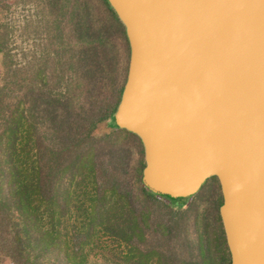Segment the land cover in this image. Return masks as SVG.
<instances>
[{
  "label": "trees",
  "instance_id": "trees-1",
  "mask_svg": "<svg viewBox=\"0 0 264 264\" xmlns=\"http://www.w3.org/2000/svg\"><path fill=\"white\" fill-rule=\"evenodd\" d=\"M21 1L28 47L0 20V262L86 264L108 241L114 264H231L190 195L141 180L142 143L114 120L129 45L108 1Z\"/></svg>",
  "mask_w": 264,
  "mask_h": 264
},
{
  "label": "water",
  "instance_id": "water-1",
  "mask_svg": "<svg viewBox=\"0 0 264 264\" xmlns=\"http://www.w3.org/2000/svg\"><path fill=\"white\" fill-rule=\"evenodd\" d=\"M129 45L115 123L171 197L210 176L231 264H264V0H107Z\"/></svg>",
  "mask_w": 264,
  "mask_h": 264
},
{
  "label": "rangeland",
  "instance_id": "rangeland-1",
  "mask_svg": "<svg viewBox=\"0 0 264 264\" xmlns=\"http://www.w3.org/2000/svg\"><path fill=\"white\" fill-rule=\"evenodd\" d=\"M32 11V7H29L27 3L21 0H0V20L5 21L11 28L10 44L20 43L22 47L23 45L28 47L31 44V37L27 36V30H25L24 25L26 24V18H28ZM220 195L221 191L218 180L208 177L200 188L189 196L190 198L184 207H189L188 217L192 221H196L195 229L197 231L202 228L201 215L207 212L206 233L207 237L211 240L210 245L215 251L226 252V248L228 250V247L225 241L221 219L220 217L217 218L213 213V209L217 207L218 203L220 204L222 198V195L221 197ZM203 209L207 211H203ZM211 209L212 212H209L208 210ZM193 235L196 234H190V236ZM104 244L105 241L97 245L95 252L91 253L86 264H114V262L119 261L117 251L113 248V244L108 241H106L107 245Z\"/></svg>",
  "mask_w": 264,
  "mask_h": 264
},
{
  "label": "crops",
  "instance_id": "crops-1",
  "mask_svg": "<svg viewBox=\"0 0 264 264\" xmlns=\"http://www.w3.org/2000/svg\"><path fill=\"white\" fill-rule=\"evenodd\" d=\"M0 264H10V263H9V261L4 260V261L0 262Z\"/></svg>",
  "mask_w": 264,
  "mask_h": 264
}]
</instances>
